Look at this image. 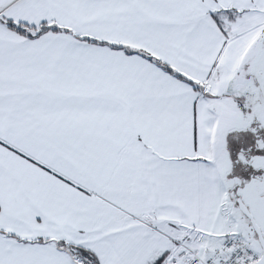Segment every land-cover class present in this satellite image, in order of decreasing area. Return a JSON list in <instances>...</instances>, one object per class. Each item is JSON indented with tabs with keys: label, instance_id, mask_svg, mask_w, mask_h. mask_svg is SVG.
Returning <instances> with one entry per match:
<instances>
[{
	"label": "snow or ice",
	"instance_id": "obj_1",
	"mask_svg": "<svg viewBox=\"0 0 264 264\" xmlns=\"http://www.w3.org/2000/svg\"><path fill=\"white\" fill-rule=\"evenodd\" d=\"M0 264H264V0H0Z\"/></svg>",
	"mask_w": 264,
	"mask_h": 264
}]
</instances>
